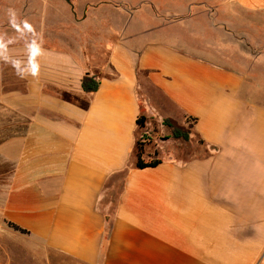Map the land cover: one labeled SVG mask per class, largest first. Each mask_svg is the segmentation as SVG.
<instances>
[{
  "label": "crops",
  "instance_id": "1",
  "mask_svg": "<svg viewBox=\"0 0 264 264\" xmlns=\"http://www.w3.org/2000/svg\"><path fill=\"white\" fill-rule=\"evenodd\" d=\"M70 1L0 0V264H264V0ZM142 115L203 153L138 169Z\"/></svg>",
  "mask_w": 264,
  "mask_h": 264
},
{
  "label": "rangeland",
  "instance_id": "2",
  "mask_svg": "<svg viewBox=\"0 0 264 264\" xmlns=\"http://www.w3.org/2000/svg\"><path fill=\"white\" fill-rule=\"evenodd\" d=\"M25 38L13 36V33L10 36H0V49L5 47H11V45L19 44L24 41ZM209 56H217L218 60L222 64H230V58L233 54L231 53H219V54H207ZM252 55L257 56L258 54L253 53H234V66H238L239 70L246 72L248 71L247 67L250 65ZM252 68L250 71L256 72L260 76H264V69L261 67H255L252 63ZM185 125H182L186 130L191 131L192 137L190 142H184L183 140L174 139L172 136V131L165 126L166 128L161 130L157 126V122L154 124H150V126L146 125V128L141 130L139 135V140L141 143H144L146 146V151L151 154L154 158L158 153L162 151L159 149L160 146L165 148V154H168V157L175 156L177 158H182L184 160H189L191 158L200 156L203 153V149L205 148L203 144L200 143V139L192 129V122L188 120ZM164 153L161 154L163 157ZM166 156V155H164ZM102 210L107 214L111 213L112 207L108 205H102ZM57 260H60V264H77L69 259L61 258L56 256ZM57 262V264H58ZM21 264H31L29 261H20ZM47 263V262H46ZM42 264V263H40ZM48 264V263H47Z\"/></svg>",
  "mask_w": 264,
  "mask_h": 264
},
{
  "label": "trees",
  "instance_id": "3",
  "mask_svg": "<svg viewBox=\"0 0 264 264\" xmlns=\"http://www.w3.org/2000/svg\"><path fill=\"white\" fill-rule=\"evenodd\" d=\"M100 88V81L97 79L96 76L87 75L83 80V89L88 94L96 93ZM188 120L192 121L191 118ZM147 118L145 116H141L138 120V125L141 130L146 128ZM164 125L167 126L172 131V136L174 139L183 140L184 142H190L192 133L189 130H186L181 124L166 119L164 121ZM193 129V125H192ZM194 130V129H193ZM201 144H204L203 141L200 140ZM136 167L140 170L149 169V168H156L158 167L162 161L154 158L151 154L146 151V146L144 143H141L140 140L137 142L136 148ZM10 227L13 228L15 231H18L22 234H28L26 230L19 228L13 224H10Z\"/></svg>",
  "mask_w": 264,
  "mask_h": 264
},
{
  "label": "water",
  "instance_id": "4",
  "mask_svg": "<svg viewBox=\"0 0 264 264\" xmlns=\"http://www.w3.org/2000/svg\"><path fill=\"white\" fill-rule=\"evenodd\" d=\"M68 3H71V1L70 0H66Z\"/></svg>",
  "mask_w": 264,
  "mask_h": 264
}]
</instances>
